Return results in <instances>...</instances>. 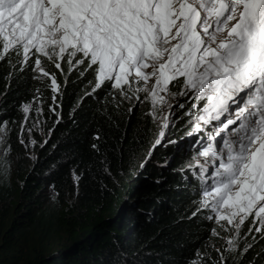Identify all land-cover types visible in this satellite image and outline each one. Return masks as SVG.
I'll return each mask as SVG.
<instances>
[{"label":"trees","instance_id":"16d2710c","mask_svg":"<svg viewBox=\"0 0 264 264\" xmlns=\"http://www.w3.org/2000/svg\"><path fill=\"white\" fill-rule=\"evenodd\" d=\"M80 56L69 66L66 54L60 69L40 56L47 77L36 57L23 63L13 50L0 60V264H264L259 226L216 221L177 177L185 154L173 152L176 173L153 168L137 193L134 177L159 137L162 103L134 91L143 82L94 90L96 74L87 60L77 64ZM190 100L181 103L187 112ZM184 115L181 107L177 118ZM181 121L173 137L188 130ZM159 151L164 162L169 152ZM127 194L139 200L124 205Z\"/></svg>","mask_w":264,"mask_h":264},{"label":"snow or ice","instance_id":"6c2138e0","mask_svg":"<svg viewBox=\"0 0 264 264\" xmlns=\"http://www.w3.org/2000/svg\"><path fill=\"white\" fill-rule=\"evenodd\" d=\"M13 50L23 63L36 57L45 77L40 56L60 69L58 60L67 54L71 66L79 53L94 90L143 82L134 91L153 104L166 103L158 93L178 81L185 91L173 95L205 101L198 120L227 114L212 136L226 134L222 148L200 153L218 161L203 207L236 228L254 216L264 229V0H0V60ZM51 83L59 89L55 76Z\"/></svg>","mask_w":264,"mask_h":264},{"label":"rangeland","instance_id":"374dc122","mask_svg":"<svg viewBox=\"0 0 264 264\" xmlns=\"http://www.w3.org/2000/svg\"><path fill=\"white\" fill-rule=\"evenodd\" d=\"M180 79L182 80L183 78H180ZM170 84L168 85L167 92H160L161 96L165 98L166 103H162L163 114H161L160 116L161 131L159 133V137L157 138V141H159V143H157V141L155 142L156 143L155 145H159L158 147L160 150L159 152L168 151L169 153L166 155V159L164 160V162H159L160 157L158 155L155 157L154 148H153L154 146L152 147L150 154L148 155L146 160L140 165V168L134 177L135 180L138 178V181H139V183L136 182L138 184L136 188L137 193H140L141 191L146 189V186H144L143 184L147 185L148 181L150 180V176L148 174L151 172V170H153V168L157 170L160 169L162 174L176 173L172 167V161L174 157L173 152L177 151V154L179 153L185 154L184 156L185 159L183 160V167L178 170L180 172L179 173L177 172L179 174L177 177H181L183 181L188 182L191 185V187H193L194 191L198 190V193L201 195L200 205L202 206V208L210 210L212 212L211 215H213V218L216 219V221H221L217 213L212 210L211 204L207 208L203 207V199H204L203 193L206 188H209L214 183L215 169L218 166V161L214 162L211 157H205V156L200 155V153L207 147L208 144H214V142H215L214 145L218 149H221L222 148L221 137L218 138V136H216L215 140L208 138V141L203 139L199 143H196V145H192V137L195 134H197L198 138L202 137L203 135L213 136L215 133V130L226 119L227 114H225V116H222L220 121H212L211 123L205 124L203 121L197 119L199 115L203 114L202 108L205 104V101L194 99L193 93L191 92H189V94L186 96L173 95V93H170L169 91ZM182 91H185V89H182ZM184 98L186 99L191 98V100H195L196 101L195 105L197 106L193 107L191 111L189 112H187V108L182 107V110L185 111V115L182 118H177L179 110L181 108L180 105ZM182 119L186 121L185 123H190L188 130H185L179 136L173 137L172 132H174V130L178 127V124ZM197 123L201 125V128L199 131L195 130V126ZM165 124L167 125L166 127H165ZM211 126L213 130L210 128ZM225 135L226 134H224V136ZM195 171L199 173L198 174L199 176L197 177L196 176H191V177L185 176ZM205 177L207 179H205ZM165 180H166V177H160L158 182L163 183ZM129 200H139V199L137 198V194L132 195V196L127 194L124 205ZM135 207L137 206L133 207L131 205L130 208L138 210ZM141 209H139L140 212L142 211L143 213H145L144 212L145 209L144 208H141ZM236 219L238 220L239 218L237 217ZM249 221L250 223L254 222L255 224L259 226L258 228H260V224L254 216L247 217L245 219V222L242 225H240L239 228H241L246 222H249ZM235 223L236 221H234L233 224ZM258 233H261V235H263V238H264V229H260ZM84 241L85 239L79 242L83 243Z\"/></svg>","mask_w":264,"mask_h":264},{"label":"bare ground","instance_id":"6f19581e","mask_svg":"<svg viewBox=\"0 0 264 264\" xmlns=\"http://www.w3.org/2000/svg\"><path fill=\"white\" fill-rule=\"evenodd\" d=\"M212 130H213V128H212V126L210 127ZM215 129V128H214ZM197 136V134H195L193 137H192V145H196V143H199L200 141H202L203 139H205V140H207L208 141V138L209 139H212L211 137L212 136H207V135H203L202 137H199V138H197V139H194L195 137ZM221 136H224V133H222L221 134ZM221 136H218V138H220ZM217 138V139H218ZM196 140V141H195ZM193 141H195L194 143H193ZM214 144H215V142H214ZM157 147H159V145H155L153 148H154V151H155V149L157 148ZM196 173H198L197 171H195ZM202 174V173H201ZM197 176H199V175H197ZM205 179H207L206 177H205ZM204 179V180H205ZM200 189H201V187H200Z\"/></svg>","mask_w":264,"mask_h":264}]
</instances>
